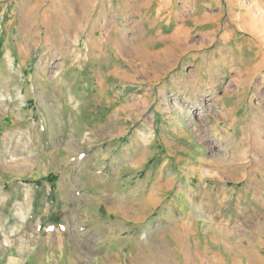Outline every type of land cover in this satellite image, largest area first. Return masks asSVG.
Returning <instances> with one entry per match:
<instances>
[{
    "label": "rangeland",
    "instance_id": "374dc122",
    "mask_svg": "<svg viewBox=\"0 0 264 264\" xmlns=\"http://www.w3.org/2000/svg\"><path fill=\"white\" fill-rule=\"evenodd\" d=\"M98 1L0 0V264H264V0Z\"/></svg>",
    "mask_w": 264,
    "mask_h": 264
},
{
    "label": "bare ground",
    "instance_id": "6f19581e",
    "mask_svg": "<svg viewBox=\"0 0 264 264\" xmlns=\"http://www.w3.org/2000/svg\"><path fill=\"white\" fill-rule=\"evenodd\" d=\"M107 2H109V0H104V1H102L101 2V4H102V6H106L107 5ZM111 3V6L112 5H114V0H112V2H110ZM77 4L78 5H80V7H81V10L79 11V13H77V17H76V19L75 20H72V19H69V17L67 18V20L65 21V25H66V27H64V29L62 30V32H63V37H62V39L64 38V40L65 39H67V41H69L70 40V37H71V35H70V28H71V26H73V25H76V26H79L80 25V23H82V16H84V15H88V16H90V14L92 13V11H93V9L99 4V1L98 0H78V2H77ZM109 4V3H108ZM90 5H92V6H90ZM101 7V6H100ZM169 9H171V8H168V10ZM90 10V11H89ZM87 11V12H86ZM174 13H175V15L177 14V12H171L170 13V16L169 17H167L166 19H168V21H171L170 23H171V27L173 26V22H172V19L174 18ZM161 16V12L159 13V14H157V17L159 18ZM55 18L56 19H58V21L60 22V23H62V19L61 18H59L58 16H55ZM38 19H40V17L38 16H36L35 18H31L30 19V21H29V25L30 26H34V24L37 22V20ZM163 20H165V18L163 19ZM158 21V20H157ZM169 22H164L163 23V26L164 27H170L169 26V24H168ZM247 24V23H246ZM81 26V25H80ZM187 26V24H185V23H182V26L181 27H179L178 29H176L175 30V35H176V38L177 37H179L182 33H183V31H184V29H185V27ZM257 26V25H256ZM82 27V26H81ZM188 27V26H187ZM258 29V28H257ZM52 30H54V29H52ZM250 30V29H249ZM254 30H256V28L254 29ZM252 31V30H251ZM95 32V31H94ZM94 32H93V34H94ZM258 31H256V33H257ZM40 35V34H39ZM49 35H50V33H48L47 35H46V40H51L52 38H50V39H48L49 38ZM254 35V34H253ZM187 36H188V33H187ZM186 36V37H187ZM76 37H78V36H75V35H72V42H74V43H77V42H79V38H76ZM42 40L43 39H40L39 41H38V44H41L42 43ZM64 40H62V41H64ZM97 41V40H96ZM72 42H71V44H72ZM98 42V41H97ZM99 43V42H98ZM48 44V43H47ZM94 45H96L94 42H93V46ZM92 47V46H91ZM77 48L79 49V46H77V44H76V46L75 45H70V47H69V49H72V51H73V49H74V52H76V50H77ZM97 49V48H96ZM93 50H95L94 48H93ZM92 50V51H93ZM11 55V54H10ZM7 57V60H6V62L9 64L8 66H10L11 65V63H12V57H10V56H6ZM53 60H52V62L53 61H57L58 59H59V57H58V55H56V56H54L53 58H52ZM241 60V59H240ZM210 62V61H209ZM211 63V62H210ZM210 63H208V64H210ZM204 65V64H203ZM205 66V65H204ZM6 67H4V69H5ZM9 71V70H8ZM8 71H7V73H8ZM211 78V77H210ZM264 83V82H263ZM0 168L1 169H5L6 168V163H4L2 160H1V158L3 157V154L5 153L4 152V150H0ZM30 160V159H29ZM127 160L128 161H126L125 163H124V165L123 166H121L120 168H119V171H118V177H122V175H123V172H122V170H124L125 169V171L126 172H129L130 174H127V176H129L128 177V180L126 181V179H125V181L123 180L124 178H127V176L126 177H122V183H123V185L125 184H128V183H130V181H131V175L133 174V172L134 171H136L137 170V164H135V165H133L131 162H132V157L131 156H127ZM22 165H24V166H26L25 165V163L23 164L22 162L21 163H19L18 161H16L15 160V162H13V163H10L9 164V167H11V170H13V169H15L16 168V171L17 172H15V173H13V174H15V175H13V179H15V178H18V179H23V178H25V177H27V173H26V169H24V167H22ZM139 170V169H138ZM11 172V171H10ZM79 179V178H78ZM78 181V180H77ZM24 181L22 180L21 181V183H23ZM146 184L148 183V180H147V178H146ZM210 184L211 185H213V184H217V179L215 180V181H210ZM77 185L78 186H80V188H82V185L80 184V182H77ZM121 188V190H122V187H120ZM211 188V187H210ZM134 194H136V193H134ZM157 194H159V193H157ZM123 195V193H120V197ZM125 195V194H124ZM129 197H131V196H129ZM134 197V199H136L138 196H136V195H134L133 196ZM132 197V198H133ZM139 197H141V196H139ZM151 197V196H150ZM150 197H148V200H145V201H148L147 202V207L149 208L151 205H153V203H154V197L152 196L151 198ZM3 201V200H2ZM2 201H0V232L2 231V233L4 234L5 233V231H7V229H9L8 228V222L7 223H3V218H2V216L3 215H5V216H7V211L6 210H8L7 209V206H8V203H9V199L8 200H6V201H4V202H2ZM75 201V200H74ZM144 202V201H143ZM26 205H27V207H29V208H31V206H33V197L32 196H30L29 195V200L27 201V203H26ZM34 207V206H33ZM143 208L142 209H144V210H146L145 209V206H142ZM219 207V206H218ZM148 210V209H147ZM28 211H32L31 209H28V208H26V212L28 213ZM25 212V213H26ZM33 214V213H32ZM174 215V214H173ZM17 217H18V219H17V224H18V228L20 229L21 227H22V229H26L25 227H26V224L28 223L27 221H29L28 219H27V217H28V215H26V214H24V215H20L19 216V213H18V215H16ZM32 216V215H31ZM20 217V218H19ZM6 218V217H5ZM14 219V218H13ZM12 219V220H13ZM11 220V221H12ZM33 220V219H32ZM16 221V220H15ZM43 220H40L39 219V221L37 222V224H38V226L36 227L35 226V229L34 230H39L40 229V227H42V222ZM94 221V220H93ZM30 223V222H29ZM28 223V224H29ZM36 225V224H35ZM97 225V224H96ZM20 226V227H19ZM29 227V226H28ZM17 228V226L15 225L14 226V228H13V230L11 231V233H13V234H15V232H17L16 229ZM18 229V230H19ZM42 231V230H41ZM8 233V232H7ZM63 234V233H62ZM26 235V234H25ZM4 236V235H3ZM6 236V235H5ZM30 236V237H29ZM35 233H31V235H28V237L27 236H24V238H22L23 239V241H24V243L22 242L21 244L19 243V246H17V247H21V252H23V253H25V250H27L28 248H29V250H31V253H30V256L33 254V252L34 251H36L37 250V248H38V244H39V239L37 240V238H36V241H35V245H33V247H32V242H34V239H35ZM39 238L41 237V234H39V236H38ZM66 237V236H65ZM64 236H62V237H59V240H60V242H62V244H61V246H62V248H64V246H63V244H64V238H65ZM31 238V239H30ZM6 240H8V239H6ZM5 240V241H6ZM43 240L44 241H46V238H43ZM20 241V240H19ZM65 247H66V244H65ZM2 248L4 249V247H2V245H0V252H2ZM9 249V248H8ZM128 250V249H127ZM12 251V250H11ZM4 252V251H3ZM9 252V251H8ZM13 252H14V250H13ZM17 252H18V250H17ZM17 252H15V254H18ZM76 252H78V249H76V247L75 248H73L71 251H70V249H69V252H66V264H78L77 263V260H78V253H76ZM5 253V252H4ZM9 254V253H8ZM7 254V255H8ZM12 254V253H11ZM22 254V253H21ZM77 254V255H76ZM1 255H3V254H1ZM77 256V257H76ZM79 259H81V258H79ZM17 262H18V260H15V257H14V259H13V264H17ZM31 263L32 264H34L33 263V261H31Z\"/></svg>",
    "mask_w": 264,
    "mask_h": 264
},
{
    "label": "crops",
    "instance_id": "0c3cea01",
    "mask_svg": "<svg viewBox=\"0 0 264 264\" xmlns=\"http://www.w3.org/2000/svg\"><path fill=\"white\" fill-rule=\"evenodd\" d=\"M187 229V228H186ZM190 229H192V227L190 226ZM208 244V243H207ZM206 244V246H207V248L205 247L203 250H201V251H203V252H199L198 253V251L196 250L197 248H195V250L194 249H191V247L189 246L188 248H187V250H184L185 251V253H188L190 256H191V261L193 262V263H195V264H199L198 263V260H197V256L200 254L201 256H207L209 253H210V251L208 250V247H210V246H208ZM211 248V247H210ZM184 259H186V261L184 260V262H187L189 259H187V258H184ZM185 264V263H184ZM204 264H209L208 263V261L207 262H204Z\"/></svg>",
    "mask_w": 264,
    "mask_h": 264
}]
</instances>
